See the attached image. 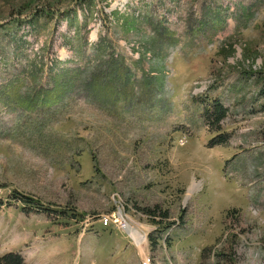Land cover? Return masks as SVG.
<instances>
[{"label":"rangeland","instance_id":"1","mask_svg":"<svg viewBox=\"0 0 264 264\" xmlns=\"http://www.w3.org/2000/svg\"><path fill=\"white\" fill-rule=\"evenodd\" d=\"M7 253L264 264V0H0Z\"/></svg>","mask_w":264,"mask_h":264},{"label":"trees","instance_id":"2","mask_svg":"<svg viewBox=\"0 0 264 264\" xmlns=\"http://www.w3.org/2000/svg\"><path fill=\"white\" fill-rule=\"evenodd\" d=\"M226 114V109L218 102H215L213 104V111L208 117V120L209 122H213V124L218 127L221 122L225 119ZM217 130H219V128ZM28 204H31V202H28ZM0 264H25V262L20 254L7 253L0 257Z\"/></svg>","mask_w":264,"mask_h":264},{"label":"bare ground","instance_id":"3","mask_svg":"<svg viewBox=\"0 0 264 264\" xmlns=\"http://www.w3.org/2000/svg\"><path fill=\"white\" fill-rule=\"evenodd\" d=\"M121 220L122 219L118 217L117 221L121 222ZM125 229L137 244L145 241L144 236L140 235V233L135 228L131 227L129 224H126Z\"/></svg>","mask_w":264,"mask_h":264},{"label":"built area","instance_id":"4","mask_svg":"<svg viewBox=\"0 0 264 264\" xmlns=\"http://www.w3.org/2000/svg\"><path fill=\"white\" fill-rule=\"evenodd\" d=\"M141 264H153V261L149 257H145L142 261Z\"/></svg>","mask_w":264,"mask_h":264}]
</instances>
